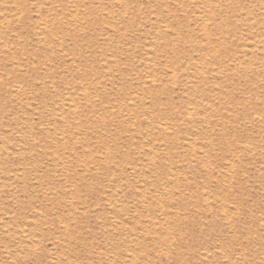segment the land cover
<instances>
[{
  "label": "rangeland",
  "instance_id": "1",
  "mask_svg": "<svg viewBox=\"0 0 264 264\" xmlns=\"http://www.w3.org/2000/svg\"><path fill=\"white\" fill-rule=\"evenodd\" d=\"M0 264H264V0H0Z\"/></svg>",
  "mask_w": 264,
  "mask_h": 264
}]
</instances>
